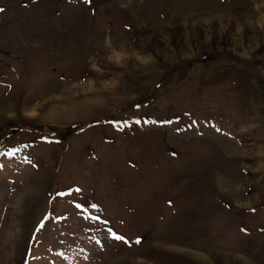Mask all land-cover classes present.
<instances>
[{
	"label": "rangeland",
	"instance_id": "obj_1",
	"mask_svg": "<svg viewBox=\"0 0 264 264\" xmlns=\"http://www.w3.org/2000/svg\"><path fill=\"white\" fill-rule=\"evenodd\" d=\"M0 9V264H264V0Z\"/></svg>",
	"mask_w": 264,
	"mask_h": 264
},
{
	"label": "snow or ice",
	"instance_id": "obj_2",
	"mask_svg": "<svg viewBox=\"0 0 264 264\" xmlns=\"http://www.w3.org/2000/svg\"><path fill=\"white\" fill-rule=\"evenodd\" d=\"M89 2H90V0H85V3H89ZM0 11H2V9H0ZM9 155H11V153H9ZM76 207H77L78 209H80L81 211H83V209L81 208L80 205H76ZM93 207H95V206L93 205ZM88 218L91 219V220H98V218L95 217V216H89ZM101 223H107V222H106V221H101ZM111 235H112V237H113L114 239H116V240H124L123 237H121V236H117V235H115L114 233H112ZM124 242L127 243L126 240H125Z\"/></svg>",
	"mask_w": 264,
	"mask_h": 264
},
{
	"label": "bare ground",
	"instance_id": "obj_3",
	"mask_svg": "<svg viewBox=\"0 0 264 264\" xmlns=\"http://www.w3.org/2000/svg\"><path fill=\"white\" fill-rule=\"evenodd\" d=\"M35 188H36V187H35ZM18 201H19V200H16V199H15V201H13V203H18Z\"/></svg>",
	"mask_w": 264,
	"mask_h": 264
},
{
	"label": "built area",
	"instance_id": "obj_4",
	"mask_svg": "<svg viewBox=\"0 0 264 264\" xmlns=\"http://www.w3.org/2000/svg\"><path fill=\"white\" fill-rule=\"evenodd\" d=\"M75 128V126L74 127H72V129H74Z\"/></svg>",
	"mask_w": 264,
	"mask_h": 264
}]
</instances>
